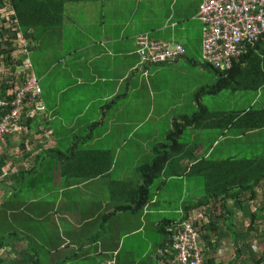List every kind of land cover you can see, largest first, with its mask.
Wrapping results in <instances>:
<instances>
[{"label": "crops", "instance_id": "obj_1", "mask_svg": "<svg viewBox=\"0 0 264 264\" xmlns=\"http://www.w3.org/2000/svg\"><path fill=\"white\" fill-rule=\"evenodd\" d=\"M201 3L64 0L61 24L32 32L36 45L30 59L32 66L39 68L37 73L32 71L41 89L44 115L30 128L24 120L20 131H15L21 134L18 140H12L10 134L4 140L7 165L2 172L3 177L8 176L1 197L5 195V201L13 198L14 208L19 207L15 212L8 210L16 235L0 252L5 262L101 264L115 255L116 264H164L160 251L168 236L162 225L180 219L191 202L179 197L178 204L170 208V202H175V197L170 199L171 190L159 198L153 187L139 210L138 167L151 160L156 143L165 141L172 119L182 116H172L169 111L180 110L187 101L196 108L193 95L206 86L195 73L198 67L202 75L204 67L203 23L198 17ZM140 34L167 46L178 44L184 54L163 64L142 63L136 43ZM259 47L264 50V41ZM198 52L201 60L190 56ZM184 64L193 67L191 74ZM48 75H53V80H47ZM55 76L64 81L53 91ZM216 79L214 73L210 82ZM250 98L253 100L246 106L237 100L225 112L253 108L256 98ZM89 125L93 126L88 130ZM147 125L152 128L142 130ZM263 132L264 128L239 131L237 139L263 136ZM44 134H49L48 138ZM228 134L221 131L219 137L230 139ZM154 135H160V140L154 141ZM57 145L63 150L73 145L85 151L111 150L114 163L109 175L68 181L61 175L58 159L37 156ZM203 148L196 144L198 155L192 154L189 145L186 151L189 156L201 157ZM235 156L231 152L219 159ZM256 156H264V152ZM178 159L165 165L157 188L168 182L162 178L166 173L182 179L186 163ZM25 169L34 172L22 182L10 177ZM119 180L126 182H115ZM13 188H21L17 198L10 193ZM13 213L18 214L15 221L10 217Z\"/></svg>", "mask_w": 264, "mask_h": 264}, {"label": "trees", "instance_id": "obj_2", "mask_svg": "<svg viewBox=\"0 0 264 264\" xmlns=\"http://www.w3.org/2000/svg\"><path fill=\"white\" fill-rule=\"evenodd\" d=\"M63 3L64 0H0V29H5L7 25L5 19H1L8 18L14 25L18 26L22 38H26L29 35V40L32 44L28 50L29 55L36 45L32 32L37 28L49 30L58 27L62 21ZM9 28V33L13 35L15 31L11 27ZM6 41L10 40L6 39ZM263 41L264 36L259 37L252 45H247L246 53L237 60H233L232 67L227 71H219L212 65L202 61L204 67L211 69L215 73L216 82L211 83L212 86H202L195 91L193 98L196 104V111L191 115L173 118L172 128L167 134L165 141L156 143L151 160L138 167L141 182L139 210L147 203L150 192H152L151 188L155 186L156 180L161 179L165 165L174 158L178 157L181 159V157L187 156L186 166L182 174H199L203 177L205 196L183 208V212L180 213V219L183 220L191 210L212 204V208L205 212V214H209L207 215L209 222L201 229L202 238L206 243L205 264H217L214 249L218 243L217 241L222 240L226 235L230 236V244L233 248V258L227 261L226 264H239L242 254L240 241L251 234H260L259 226L255 224H260L264 220V156H235L215 159L212 158L209 150L206 156H189L186 151L188 145L192 154L198 155L196 144H189L182 141L181 138L188 128L195 130L216 129L229 132L236 129L242 134L264 128V109L258 107L249 108L243 112L214 111L203 103L204 97L216 96L223 91L235 94L248 91L258 92L264 89V67H261L264 58H260L264 50L259 47ZM7 48L9 51L4 49L0 52V67L2 62L10 63L11 61L16 66H19L21 59L14 56V50H11L12 46L10 44L7 45ZM1 55H4V58ZM142 63L163 64L166 62ZM20 69L24 73L28 72V69ZM3 77H5V74L1 71L0 80ZM1 82H10L9 85L13 89V79L10 76ZM3 96L1 97L7 98V100L10 99V95H7V93H4ZM113 103L114 101L111 102V104ZM27 110L29 109H25V111ZM39 115L33 118H26L28 128H30L29 125L31 123L43 117L44 111ZM91 126L93 125H89L87 129L89 130ZM7 135L4 140L8 139L6 138ZM47 136L49 134L45 137ZM3 146L4 142H2V147L0 148V176H4L2 169L7 165L5 152L2 151ZM20 150L25 153L24 148H20ZM46 154L50 159H58L60 161L61 175L70 182L89 180L97 176H108L114 163V155L108 149L85 151L78 150L76 145H73L69 149L63 150L57 145V147L45 149L37 156H42V159L48 158ZM33 172L32 169H25L17 173H11L10 177L22 182L27 175H33ZM5 177L0 181V193L4 190L3 182H5ZM115 182L125 183L126 181L119 180ZM9 190L6 189V192H9ZM259 192L261 194V202L258 201ZM10 193L17 198L22 191L21 188H13ZM2 197H0V252L7 247L8 242L15 238L16 235V230L8 220V210L12 209V212L19 210L18 206L14 208L13 198L5 201ZM229 202H231V205H228ZM238 212L241 213L239 218L237 217ZM17 216L18 214L16 215V213L10 215L14 221ZM244 219L249 221L248 224L244 225V227L237 226V223L244 222ZM169 223H172V221ZM169 223H163V232L165 226ZM168 244L169 236L165 242L166 246L163 245L162 249L167 247ZM248 250L247 252L251 254V264H264V254L262 252L259 255H255L251 247H248ZM22 257L25 260V257ZM27 257H30L29 254ZM0 264H18V260L12 259L5 262L0 256Z\"/></svg>", "mask_w": 264, "mask_h": 264}, {"label": "built area", "instance_id": "obj_3", "mask_svg": "<svg viewBox=\"0 0 264 264\" xmlns=\"http://www.w3.org/2000/svg\"><path fill=\"white\" fill-rule=\"evenodd\" d=\"M198 17L203 23L202 59L219 71L229 70L233 60L246 53L247 45L264 36V0H202ZM3 19L7 25L5 29H0V52L8 49L7 45L10 44L14 56L21 59V63L16 66L12 61L2 62L0 67L5 74L3 81L8 76L13 79V89L10 82L0 80V148L7 130L16 131L23 118L37 117L44 111L39 100L41 89L28 60V50L32 44L29 38H22L17 25L8 18ZM9 27L15 31L13 35L9 33ZM136 42L142 62H168L184 54L182 46H167L148 38L146 34L139 35ZM1 57L4 58V55ZM20 68L28 69V72L24 73ZM4 93L10 95L9 100L3 98ZM211 208L212 204H209L191 210L183 220L178 219L165 226L169 244L160 251L164 264H205L206 243L201 229L209 222V214L205 212ZM101 264H116L115 255Z\"/></svg>", "mask_w": 264, "mask_h": 264}, {"label": "rangeland", "instance_id": "obj_4", "mask_svg": "<svg viewBox=\"0 0 264 264\" xmlns=\"http://www.w3.org/2000/svg\"><path fill=\"white\" fill-rule=\"evenodd\" d=\"M27 38H30L29 35H27ZM193 55L194 59L201 60V53H194L190 54V56ZM28 60L30 62L32 70L34 72H38V66H32L30 54L28 55ZM187 66L188 72L191 74L193 72V67L190 64H184ZM196 77L201 76L203 79V82L205 85L212 86L210 82L211 76L214 75V72L207 68L203 67V74L201 75L198 71V67H196L195 70ZM47 80H53V75H48ZM64 79L57 78L55 76V88L53 91H55L58 87H60V83H62ZM243 95V98L241 96ZM256 98L255 104L253 108H258L260 106L264 107V89L261 90L259 93L248 91V92H241V93H235L231 94L228 91H223L220 94H217L216 96H206L203 98V103L206 104L211 110L214 111H225L231 108L234 103H236L237 100L241 101V106H246L245 104H249L251 99L250 97ZM43 105V104H42ZM196 111V108H193L190 106L189 102L187 101L183 105H181L180 110H172L169 111V113L172 116L177 115H191ZM166 111H164L165 113ZM40 116V115H39ZM26 118H23L22 123L17 126L15 129L17 132L20 131V129L24 126ZM23 124V125H22ZM151 126H146L142 130H150ZM26 130V129H25ZM31 133H33V129L31 126ZM171 130V129H170ZM12 129L7 130V134H10L12 137V140H18L19 135H17ZM27 133L26 131H23V133ZM239 131L236 129L231 130L228 134V137L230 139L224 140L221 139L219 136L221 134V131L219 130H195V129H188L184 132L183 137L181 138L184 142H192V144H198L201 148H203V153L201 155L206 156L207 151L209 150V153H211L212 158L219 159L226 155V153H234V155L238 156H247V157H255L256 155H259L264 152V132L263 136H246L245 139H237V134ZM155 140H160V135H154ZM244 153V154H241ZM187 160V156L181 157V159H178L177 162H180L181 164L185 163ZM174 164V162H173ZM172 164V165H173ZM173 174L172 172L166 173L163 175V179L167 180L165 186H160V188H157L158 183L161 181V179L156 180L154 190L153 192H156L157 197L164 196L165 193H167V190H171L169 193V196H171L170 199L175 197V202H170V208H173L176 206L177 198L183 197L182 201L185 200L186 203L190 204L195 203L196 200H199V198H202L205 196V186H204V180L203 177L199 174L194 175H186L182 174V179L172 178ZM3 180V176H0V181ZM1 197V193H0ZM195 199V200H194ZM257 200V199H256ZM258 201L261 202V194L259 192L258 195ZM186 204V205H188ZM228 205H231V202H229ZM240 212H238L237 217H240ZM237 221V220H236ZM235 221V222H236ZM248 220L244 219V222L238 224L239 227H244V225L248 224ZM256 226H259L258 229H260V234H251L246 239L241 240V260L239 264H251V254L248 253V247H251L252 252L255 255L264 254V220L260 224H255ZM225 232V231H224ZM217 245L214 249L216 252L215 257L217 258V264H226L228 260H231L233 257V251L232 246L230 245V236L226 235L222 240L217 241ZM220 251V253H219ZM212 255V253H211Z\"/></svg>", "mask_w": 264, "mask_h": 264}, {"label": "clouds", "instance_id": "obj_5", "mask_svg": "<svg viewBox=\"0 0 264 264\" xmlns=\"http://www.w3.org/2000/svg\"><path fill=\"white\" fill-rule=\"evenodd\" d=\"M149 38V37H148ZM165 231V230H164Z\"/></svg>", "mask_w": 264, "mask_h": 264}]
</instances>
